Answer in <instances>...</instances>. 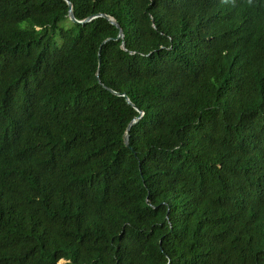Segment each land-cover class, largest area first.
<instances>
[{
	"label": "trees",
	"instance_id": "obj_1",
	"mask_svg": "<svg viewBox=\"0 0 264 264\" xmlns=\"http://www.w3.org/2000/svg\"><path fill=\"white\" fill-rule=\"evenodd\" d=\"M0 264H264V0H0Z\"/></svg>",
	"mask_w": 264,
	"mask_h": 264
},
{
	"label": "water",
	"instance_id": "obj_2",
	"mask_svg": "<svg viewBox=\"0 0 264 264\" xmlns=\"http://www.w3.org/2000/svg\"><path fill=\"white\" fill-rule=\"evenodd\" d=\"M68 5H69V13H68V17H69V20L71 21V22H78V23H83V22H85V21H89L93 16H91V17H88V18H86L85 20H83V21H77V20H75V18L73 17V14H72V12H71V5H70V3H68ZM99 16H103V17H106L112 24H114V25H116L117 27H119L118 26V23L114 20V19H112V18H110V17H108V16H106V15H104V14H98ZM122 39L123 38V34H122V30L121 29H119V32H118V35H117V37H116V39ZM122 46H123V43H122ZM123 96H124V94H122ZM127 101H128V99H127ZM128 129H129V127L127 128V131H126V133H125V136H124V144L126 145V146H128Z\"/></svg>",
	"mask_w": 264,
	"mask_h": 264
},
{
	"label": "rangeland",
	"instance_id": "obj_3",
	"mask_svg": "<svg viewBox=\"0 0 264 264\" xmlns=\"http://www.w3.org/2000/svg\"><path fill=\"white\" fill-rule=\"evenodd\" d=\"M61 262H63V260H61Z\"/></svg>",
	"mask_w": 264,
	"mask_h": 264
}]
</instances>
